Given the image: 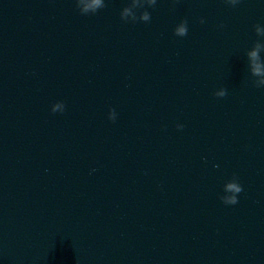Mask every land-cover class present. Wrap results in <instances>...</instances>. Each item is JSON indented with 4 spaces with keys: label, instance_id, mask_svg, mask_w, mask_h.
<instances>
[{
    "label": "water",
    "instance_id": "1",
    "mask_svg": "<svg viewBox=\"0 0 264 264\" xmlns=\"http://www.w3.org/2000/svg\"><path fill=\"white\" fill-rule=\"evenodd\" d=\"M0 264H98L1 80Z\"/></svg>",
    "mask_w": 264,
    "mask_h": 264
},
{
    "label": "clouds",
    "instance_id": "2",
    "mask_svg": "<svg viewBox=\"0 0 264 264\" xmlns=\"http://www.w3.org/2000/svg\"><path fill=\"white\" fill-rule=\"evenodd\" d=\"M99 3H100V0H92L93 6L99 5ZM144 18H147V17L145 16ZM185 23H187V21H185ZM176 34L180 35V36L186 35L187 33H186L185 27L181 26L180 28H178L176 30ZM257 47H259V46H257ZM250 55L254 59H258L256 51H253L252 53H250ZM253 71L258 74L260 71L259 65L254 66ZM227 187H228V189L232 190L233 192H241L242 191V187H237L235 184H229V185H227ZM228 202L231 204H236L238 202L237 197H235V196L230 197Z\"/></svg>",
    "mask_w": 264,
    "mask_h": 264
}]
</instances>
